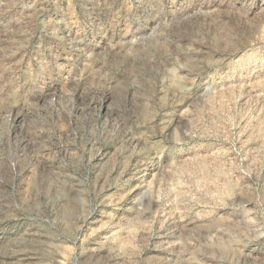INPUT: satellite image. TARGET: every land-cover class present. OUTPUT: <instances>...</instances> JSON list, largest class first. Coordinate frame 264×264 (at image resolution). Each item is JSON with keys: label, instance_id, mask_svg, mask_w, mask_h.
Returning <instances> with one entry per match:
<instances>
[{"label": "rangeland", "instance_id": "1", "mask_svg": "<svg viewBox=\"0 0 264 264\" xmlns=\"http://www.w3.org/2000/svg\"><path fill=\"white\" fill-rule=\"evenodd\" d=\"M0 264H264V0H0Z\"/></svg>", "mask_w": 264, "mask_h": 264}]
</instances>
